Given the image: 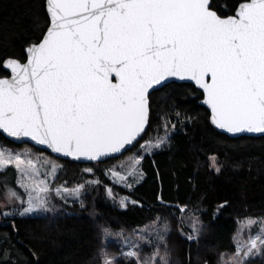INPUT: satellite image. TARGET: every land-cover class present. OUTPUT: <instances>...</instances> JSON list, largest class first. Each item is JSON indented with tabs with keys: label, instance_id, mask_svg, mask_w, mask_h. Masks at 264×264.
Here are the masks:
<instances>
[{
	"label": "snow or ice",
	"instance_id": "6c2138e0",
	"mask_svg": "<svg viewBox=\"0 0 264 264\" xmlns=\"http://www.w3.org/2000/svg\"><path fill=\"white\" fill-rule=\"evenodd\" d=\"M45 9L46 27H38L40 35L25 48L24 61H3L10 75L0 77V130L9 137L30 138L77 161L104 163L132 152L109 169L114 184L132 189L144 179L145 158L171 147L176 125L167 118L163 135L148 136L151 97L181 87L178 81H192L202 90L217 129L264 134V0H235L231 6L219 0H45ZM31 156L0 150V171L14 166L17 184L27 193L25 200L7 188V204L18 201L20 216L50 212L54 191L65 202L75 197L84 207V184L53 190L49 180L60 166L45 160L50 167L42 173L40 158ZM105 191L116 199L111 187ZM129 203L138 202L119 200L123 209ZM191 211L192 232L185 239L199 243L207 225L196 214L199 209ZM245 219L247 239L238 229L235 251L220 253L219 264L264 261V218ZM99 227L105 240L113 235L110 227ZM115 235L127 250L110 253L104 244L90 264H174L166 217L135 230V240L122 230ZM144 247L151 253L144 254ZM0 264H13L6 249H0Z\"/></svg>",
	"mask_w": 264,
	"mask_h": 264
},
{
	"label": "trees",
	"instance_id": "16d2710c",
	"mask_svg": "<svg viewBox=\"0 0 264 264\" xmlns=\"http://www.w3.org/2000/svg\"><path fill=\"white\" fill-rule=\"evenodd\" d=\"M234 2L219 0L221 5ZM46 20L45 0H0V76L7 74L2 67L6 58L24 61L25 47L37 41V29L46 27ZM178 84L182 86L151 97L148 136L164 134L161 125L165 118L176 128L171 133L170 148L145 158L144 179L132 189L113 184L105 176V167L116 159L104 163L60 159L29 143L15 144L0 132L4 145H27L60 161L63 170L56 181L70 186L81 183L86 177L82 168L89 165L101 182L88 186L83 208L75 203L65 206L68 213L0 218V249L9 252L13 264H90L104 244L110 253L119 252L115 244L105 243L100 225L110 227L112 232L130 231L157 216L170 222L174 264H219L220 253L235 251L233 237L238 220L264 217V136L232 138L219 132L210 123L208 110L199 103L202 92L191 83ZM213 156L219 172L210 166ZM14 175L9 167L0 171V181L5 178L16 187ZM105 185L112 188L115 200L107 195ZM123 195L138 203L121 208L118 197ZM184 205L189 212L181 214L179 208ZM193 209L200 210L196 214L207 225L199 243L185 239L189 231L185 220Z\"/></svg>",
	"mask_w": 264,
	"mask_h": 264
},
{
	"label": "rangeland",
	"instance_id": "374dc122",
	"mask_svg": "<svg viewBox=\"0 0 264 264\" xmlns=\"http://www.w3.org/2000/svg\"><path fill=\"white\" fill-rule=\"evenodd\" d=\"M147 139V138H146ZM0 150H6V151H11L12 153H17V152H20V153H24L26 151L28 152H31L32 156L31 158L33 160H37V157H39L40 159L37 161V166L41 169V172L43 173L45 171V169L49 168L50 165H45L44 164V161L45 160H49V161H52L54 162L55 164L59 165L60 167L58 168L57 170V173H56V176L55 178H50L49 180V183L51 184V187L53 188V190L57 187H67L68 189H74L76 188L78 185H81V184H84L85 185V191L81 197V199L84 200V196L86 194V191L88 189V186L89 185H96L95 183H91V182H94V181H99L98 178L95 175V168L93 166H89V165H86L82 168V172L86 174V177L84 179V181H82L81 183H76L74 185H69L67 184L66 182L64 181H56V178H57V175L59 173H61V171L63 170V164L58 161L57 159L53 158L51 155L45 153V152H42V151H38L36 149H33L32 147H29L27 145H20V146H8V145H4L3 143L0 142ZM133 152H135V149L133 150ZM133 153L130 152L129 154L123 156V157H120L118 159H116L112 164H110L109 166L105 167L104 169V174L105 176L111 181V183H113V180H112V177L111 175L109 174V169L112 168L114 165H119L121 161L123 160H126L128 156L132 155ZM210 166L211 167H216V162H213L212 160V157L210 158ZM12 168L14 170V183H15V186L19 188V190L14 187V186H11L9 181H6L5 178L0 181V213H3L5 211L7 212H12V213H15L14 215H19V211L22 210V208L20 207L19 205V202L17 201L15 204H7V202L5 201L4 199V193L6 192L7 188H13L15 189L17 192H19L23 198L25 200H27V193H25L24 189L20 187L19 184H17V180L20 178L19 177V174L18 172L16 171L15 167L12 166V165H9L7 167L8 168ZM86 168H92L93 171L92 172H86L85 169ZM117 170H119L117 168ZM2 172V171H1ZM43 178V177H41ZM57 182H60V183H57ZM101 183V182H100ZM114 184V183H113ZM116 185H120L122 187H124L122 184H116ZM107 188L109 186L105 185ZM135 186V185H134ZM122 197H127L125 195L123 196H119L118 197V205H119V200L120 198ZM50 200H51V205L53 210L50 211V212H38V213H34L32 215H39V214H47V213H51V214H54V213H58V212H65V213H68L70 212L68 209H65V206H72L74 205L75 203H78L80 204V200H77L75 197H72V196H68L67 197V202H65L64 199H61L59 196H56L54 194V191H53V195L50 197ZM132 200V199H131ZM81 205V204H80ZM14 215H10V216H4L2 214H0V218H7V217H11V216H14ZM247 217H251V218H264V217H254V216H247ZM247 217H243V218H240L238 221L240 223L237 222V228H236V231H235V235H237V232H238V229H244V239H247V235H248V232H247V228H246V225H247V220L245 218ZM1 219V220H2ZM151 223V222H150ZM150 223L146 224V225H149ZM146 225H143L141 227H138V228H135V229H132L130 231H123L124 235L125 236H128L130 237L131 239L135 240L136 237L133 235V233L135 232V230H138V229H143ZM185 225L188 227L189 231L186 232V234H191L192 232V227H191V221L190 219H186L185 220ZM257 229L254 227L252 228V232L254 233ZM120 232V231H119ZM115 233H118V232H113V235L108 237L107 240H105V243H111V244H115L117 247H119V251L121 250L123 246L122 244V238L120 236H117L115 235ZM108 243V244H109ZM124 250L126 251L127 248L124 247ZM144 251V254H150L151 251H152V248L151 247H144L143 249ZM119 253V252H118ZM116 253V254H118ZM257 261H261L262 264H264V261H262L260 258H256ZM256 261V262H257Z\"/></svg>",
	"mask_w": 264,
	"mask_h": 264
},
{
	"label": "water",
	"instance_id": "95a60500",
	"mask_svg": "<svg viewBox=\"0 0 264 264\" xmlns=\"http://www.w3.org/2000/svg\"><path fill=\"white\" fill-rule=\"evenodd\" d=\"M26 48V47H25ZM25 50V49H24ZM7 59V58H6ZM5 59V60H6ZM4 60V61H5ZM3 65V63H2ZM3 67V66H2ZM4 68V67H3ZM5 69V68H4ZM6 70V69H5ZM8 75H10V72L8 70H6ZM0 77H5V76H0ZM182 82H187V83H191L194 85V82L192 81H178V83H182ZM195 86V85H194ZM196 87V86H195ZM200 90V89H199ZM202 92V90H200ZM203 95H202V98L200 99L199 103L204 106L208 112H209V120H210V109L208 108L207 105H205L203 103ZM211 123V121H210ZM214 126V125H213ZM215 127V126H214ZM216 128V127H215ZM217 129V128H216ZM219 132L229 136V137H232V138H235V137H240V136H252V137H258V136H264V134H250V133H243V134H236V135H233V134H229V133H226L224 132L223 130H220V129H217ZM0 132L7 138L9 139L10 141H12L13 143L15 144H23V143H29L31 145H33L34 147L40 149V150H43V151H46V152H49L51 155H53L54 157H57V158H60V159H65V160H69V161H76V162H81V163H96L97 161H87V160H73L71 157H64L62 154H57V153H54L52 152L51 149H48L46 146L44 145H37L34 141H31L30 138H13V137H9L6 133H4L2 130H0ZM107 160V159H106ZM206 264V263H205Z\"/></svg>",
	"mask_w": 264,
	"mask_h": 264
},
{
	"label": "flooded vegetation",
	"instance_id": "af4514ba",
	"mask_svg": "<svg viewBox=\"0 0 264 264\" xmlns=\"http://www.w3.org/2000/svg\"><path fill=\"white\" fill-rule=\"evenodd\" d=\"M7 75H8V73L6 75H4V76H7Z\"/></svg>",
	"mask_w": 264,
	"mask_h": 264
}]
</instances>
